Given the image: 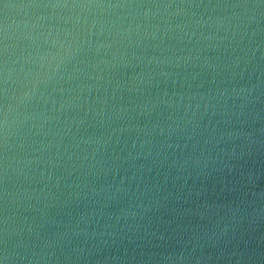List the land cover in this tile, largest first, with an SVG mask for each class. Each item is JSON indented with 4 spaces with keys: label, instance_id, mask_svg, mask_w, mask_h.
<instances>
[{
    "label": "clouds",
    "instance_id": "clouds-1",
    "mask_svg": "<svg viewBox=\"0 0 264 264\" xmlns=\"http://www.w3.org/2000/svg\"><path fill=\"white\" fill-rule=\"evenodd\" d=\"M0 264H264V0H0Z\"/></svg>",
    "mask_w": 264,
    "mask_h": 264
}]
</instances>
